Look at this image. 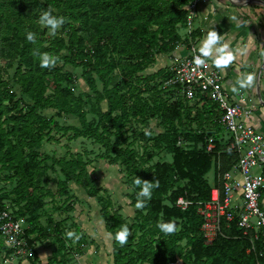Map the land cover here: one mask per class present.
Masks as SVG:
<instances>
[{"label": "trees", "instance_id": "obj_1", "mask_svg": "<svg viewBox=\"0 0 264 264\" xmlns=\"http://www.w3.org/2000/svg\"><path fill=\"white\" fill-rule=\"evenodd\" d=\"M189 2L190 0H0V36L4 37V43H8L11 62L7 65L11 67L14 62L17 64L15 78L21 89L19 93L17 90L2 92L0 76V171H10L13 173L12 177L17 179L13 190L14 202L16 205L24 202L25 205L17 212H12L16 218L24 210L28 223L31 226L37 223L39 212L45 207L44 198L51 195L50 190L41 186L42 178L54 167H58L64 177L58 183L62 195L66 193V184L74 183L85 189L90 197L98 196L99 190L88 175V163L83 161L81 155L70 159H55L39 152L44 136L49 135L53 128L59 132H73L69 136L70 141L79 138L94 140L105 148L108 156L104 158L110 165H122L129 174L142 180L155 179L159 186L152 191H160L159 176L157 178L150 170L140 166L141 163L150 161L152 156L148 155L144 159L135 149L119 148L118 142L124 141L122 138L129 123L126 95L140 97V94L147 92V88L150 93L152 88H156L150 94L151 98L154 97V109L147 112V108H143L135 111V115L145 118L148 114L152 118L162 115L164 121L171 123L176 120L179 124L190 127L198 149V162L184 176L171 172L168 177L172 184L184 177L198 190V196L191 198L187 191L180 196L194 205L188 208L190 214L185 229H176L170 234H165L156 227L158 213L151 202L148 201L142 208L146 215L141 216L142 225L136 228L145 232L138 245L141 248L148 240L151 241L148 244L151 260L149 264H168L178 257L184 264H264L263 239L255 242L253 250L250 238L232 225L230 229L224 226V236H219L212 245H207L201 232L203 220L197 213L196 203L211 199L212 186L206 176L213 168L217 181L221 173L232 170L237 163L229 142L219 136L220 130L208 133L212 127L218 126L215 123L219 117L217 105L207 99L189 103L177 95L174 88H165L164 82L169 78L167 67L145 77L142 75L157 64V56L175 51L176 41L180 40L179 28L186 26L187 12L184 7ZM48 8L54 10V15L65 18L67 41L59 36L48 46L42 41L39 17ZM38 9L40 10L36 12ZM76 25H80V28ZM80 30H83L82 35H79ZM28 31L36 33L35 43L27 40ZM2 41L0 40V44ZM63 51L67 54L63 55ZM44 52L59 57L54 67H40L39 54ZM61 62L73 69L83 70L82 79L95 98L86 94L83 99L73 93L71 85L77 78L70 72L63 74L62 67L59 66ZM115 70L119 71L116 76ZM95 76L102 83V91L99 90V80ZM126 89L127 92L121 94ZM49 90L52 94L47 97ZM161 95L166 98L162 99ZM104 100L109 103L107 112L102 109ZM202 102L205 103L201 104ZM86 105H91L92 113L98 117L97 125L88 120ZM49 109L78 118L81 127L61 128L53 119L49 120L41 113ZM4 124L8 126L6 129L3 128ZM147 133L143 132L140 136L148 142L151 140V133ZM22 135L24 137L19 138ZM112 136L117 140L114 144ZM190 136L193 135L187 136L183 132L174 135L170 149L176 160L192 150ZM11 137H14V142ZM210 137L214 138L215 147L213 152L208 153ZM166 140L165 134L159 137L155 144L157 149H161V144ZM111 153L113 157L109 155ZM48 160L52 161L51 165H48ZM48 183V179L45 180V184ZM4 200L5 196H0V211L8 209ZM134 203L136 204L135 201ZM104 219L108 223L114 221V227H118L110 228L113 236L125 224L120 216H110L106 207ZM40 229L41 233L54 234L51 225L45 230ZM35 231L25 230L31 251L34 242L30 237ZM82 239L83 236L79 240L80 244L84 242ZM183 242L184 245L181 244ZM127 243L114 250L117 264H134L133 258L127 256ZM3 248L5 255H12L13 252L4 244ZM185 248L188 251L183 255Z\"/></svg>", "mask_w": 264, "mask_h": 264}, {"label": "rangeland", "instance_id": "obj_2", "mask_svg": "<svg viewBox=\"0 0 264 264\" xmlns=\"http://www.w3.org/2000/svg\"><path fill=\"white\" fill-rule=\"evenodd\" d=\"M38 9L36 12H38ZM56 12V11H55ZM73 24V23H71ZM74 25V24H73ZM80 28V25H76ZM65 23L57 30V34L52 36L47 27L42 26V41L46 46L53 42L56 37H64L67 32ZM83 34V30L79 31V35ZM180 40L176 41V48L173 53H166L161 56H157V60L162 62H171L174 58V54L183 52L190 44L188 35L185 28H179ZM3 36H0V40H3ZM8 43L0 44V76L2 80V92L15 91L19 93L21 91L15 74L17 71L16 62L11 67L7 64L11 62L9 56ZM63 55L67 52L63 51ZM164 64V63H163ZM165 65V64H164ZM62 67V72H70L76 76V80L71 85L73 93L85 99V95L89 94L92 98H95L85 81L82 79L81 68L73 69L70 66L64 65L63 62L59 63ZM165 66L151 67L143 73V77L157 73L160 69L166 68ZM153 68V69H152ZM119 71L115 70L114 75H118ZM97 80L99 77L95 76ZM65 84V83H64ZM99 90L102 91V83L98 82ZM153 86L152 84H150ZM112 88V87H110ZM151 88V87H150ZM156 89V88H155ZM152 88V92H155ZM150 90V89H149ZM147 88V92L140 94L139 96L132 97L127 94V108L129 111V123L125 128V135L119 142V148H130L137 150L140 155L147 159L148 155L152 156L147 163H141L140 166L144 169L150 170L152 174H155L160 181L161 190L152 191V197L149 200L157 213L160 220H174L177 223V230L185 229L187 225V217L190 214V209L184 210L179 208L177 201L185 191L191 198L198 196V190L192 184L182 177L176 184H172L169 180V174L172 172H178L181 176H184L187 172L192 171L199 159L198 149L195 145V138L193 131L186 125L179 124L176 120L173 122L164 121V116L159 115L152 118L148 116L141 117L135 115V111H140L143 108H147L146 111L154 109L153 98L150 96ZM154 90V91H153ZM127 92L123 90L121 94ZM52 91L49 90L46 96H50ZM161 98H166L165 95H161ZM157 100V99H156ZM85 109L88 113L87 118L94 125L99 123V119L91 111V105H86ZM102 109L104 112L109 110L108 100L102 102ZM44 117L49 120L53 119L61 128L76 127L80 128L81 124L78 118L59 114L56 110L49 109L41 112ZM166 116V114L164 113ZM145 120H148L146 122ZM147 124V126H146ZM8 126L3 125L6 129ZM9 130V129H8ZM151 133V140L146 141L140 135L143 132ZM10 131V130H9ZM179 132L185 133L190 136V142H192V150L187 155L180 159H175L171 152V143L174 135ZM73 132H59L55 128L51 130L49 135H45L42 141L41 148L38 149L43 155H49L55 159L67 158L70 159L73 156L81 155L83 161L88 163L87 171L90 179L93 181L95 187L99 190L97 197H90L86 190L81 186L74 183H67L65 187V194L62 195L61 186L58 185L59 181L64 180V177L60 174L59 168L54 167L50 169L48 173L43 176L41 186L45 190H50L51 195L44 198L45 207L39 212V219L37 223L31 226L28 223L27 215L24 210L19 213V219L25 230H36L30 239L34 242L32 247V255L27 259L34 264L41 263L38 253L35 248H40V253L43 255V260H49L50 264H117L114 259V250L119 247V243L113 239V234L110 232V228L118 229L115 226V222H107L104 219V209L108 210L110 216H120L123 222L129 225L132 233L128 238V252L127 256L132 257L134 264H149L151 263L149 257L148 243L139 247L141 236L145 231L136 226L142 225V215H146V211L142 208H137V192L139 187L135 184L137 179L134 175L129 174L125 167L122 165H110L109 161L104 157L108 156L105 148L94 142L92 139L79 138L75 141H70L69 136ZM167 135V140L161 144V149H157L156 143L159 137ZM23 138L24 135L19 138ZM14 142V137H11ZM112 143L117 142L114 136L111 137ZM143 140V141H142ZM28 152V151H27ZM110 156H114L112 153ZM52 161L48 160V165H51ZM214 169L206 176L208 183L212 186L214 182ZM13 173L6 170L0 171V196H5V205L11 212H17L20 207L25 205L21 202L16 205L14 202L15 194L13 192L17 179L12 177ZM49 181L45 184V180ZM183 192V193H182ZM51 225L54 234L41 233V229L45 230ZM68 230H74L80 235V239L83 236V244L79 243V240L73 242L66 237ZM52 233V231H51ZM181 244H185L184 242ZM3 243L0 238V264H7V260H13L10 255L3 253ZM188 249L185 248L184 254ZM23 257L17 258V263ZM180 258V257H178ZM24 259V258H23ZM20 264V263H19Z\"/></svg>", "mask_w": 264, "mask_h": 264}, {"label": "built area", "instance_id": "obj_3", "mask_svg": "<svg viewBox=\"0 0 264 264\" xmlns=\"http://www.w3.org/2000/svg\"><path fill=\"white\" fill-rule=\"evenodd\" d=\"M201 2L190 0L184 7L187 12L185 30L190 44L167 67L169 78L165 80L164 87L174 88L177 95L189 103L198 99L215 103L219 115L215 123L218 126L212 127L208 133L220 130L219 136L229 142L231 151L237 157L232 170L221 173L217 181L214 179L211 199L196 203L197 213L203 220L201 232L205 244L212 245L219 236H224V226L230 229L235 225L245 237L250 238L255 250L256 241L263 239L264 245V208L261 203L264 192V134L249 122L254 108L231 101L220 71L213 68L210 60L206 58L205 65H196L193 61L198 50L194 39V21ZM214 147V138L210 137L207 152H213ZM177 205L186 210L194 203L180 197ZM0 236L7 249L13 252L10 257L27 259L32 255L21 220L9 209L0 211ZM168 264L184 262L178 258Z\"/></svg>", "mask_w": 264, "mask_h": 264}, {"label": "crops", "instance_id": "obj_4", "mask_svg": "<svg viewBox=\"0 0 264 264\" xmlns=\"http://www.w3.org/2000/svg\"><path fill=\"white\" fill-rule=\"evenodd\" d=\"M194 29L197 48L207 31L214 29L221 35V42L226 43L233 52L234 60L227 67L217 68L212 59H208L213 68L220 71L231 101L254 108L249 122L264 134V0H202ZM183 53H176L174 57ZM163 63L166 67L171 64ZM163 63L158 61L155 66H165ZM245 73L253 75V83L249 87L239 88L236 81ZM261 203L264 208V192ZM40 250L35 248L41 260L38 264H49V260L44 261L42 257L48 255L43 251L41 255ZM12 258V261L7 260V264L17 263V258ZM19 263L34 264L26 258L20 259Z\"/></svg>", "mask_w": 264, "mask_h": 264}, {"label": "clouds", "instance_id": "obj_5", "mask_svg": "<svg viewBox=\"0 0 264 264\" xmlns=\"http://www.w3.org/2000/svg\"><path fill=\"white\" fill-rule=\"evenodd\" d=\"M53 13L54 10L52 8L43 11L39 17V23L41 26L47 27L50 34L55 36L57 30L65 23V18L63 16L54 15ZM26 38L28 41L35 43L36 33L28 31L26 33ZM39 56L41 68L54 67L59 59L58 56L47 52L40 53ZM206 58H211L217 68L227 67L234 60L233 52L229 49V46L226 43L221 42V35L214 29L207 31L204 40L201 42L200 47L196 50V54L193 56V61L196 65H205ZM253 80L254 77L252 74L245 73L236 81V84L239 85V88H246L252 85ZM234 90L238 89L234 88ZM146 134H148L147 130ZM135 184L139 187L136 207L144 208L152 197V189L158 187L159 183L155 179L153 181H147L137 178ZM156 227L161 232L170 234L176 231L177 223L174 220H160L157 221ZM131 233L132 231L129 225L124 224L120 230L114 234L113 239L123 246L128 242ZM66 237L73 242L80 239V235L74 230H68L66 232Z\"/></svg>", "mask_w": 264, "mask_h": 264}]
</instances>
